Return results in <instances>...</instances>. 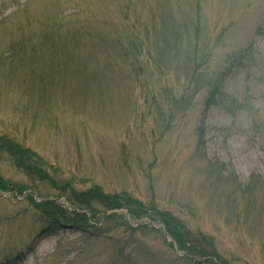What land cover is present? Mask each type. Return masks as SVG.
Here are the masks:
<instances>
[{
	"label": "rangeland",
	"instance_id": "obj_1",
	"mask_svg": "<svg viewBox=\"0 0 264 264\" xmlns=\"http://www.w3.org/2000/svg\"><path fill=\"white\" fill-rule=\"evenodd\" d=\"M0 136V264H264V0H0Z\"/></svg>",
	"mask_w": 264,
	"mask_h": 264
},
{
	"label": "trees",
	"instance_id": "obj_2",
	"mask_svg": "<svg viewBox=\"0 0 264 264\" xmlns=\"http://www.w3.org/2000/svg\"><path fill=\"white\" fill-rule=\"evenodd\" d=\"M212 96H214V93H212ZM200 131H203L202 128ZM0 150L6 151V154L10 155L11 157H16V156L19 158L21 157V151L20 148L17 146V144L7 139L4 136H0ZM0 188L3 190L7 189L6 186L4 185L1 176H0ZM92 194L95 195V193L93 192ZM27 198L37 209L40 210V212L45 218V221H47L48 224H56L59 228L77 227L82 229L83 231H88V232L91 231L89 228H91L92 225L85 212H80L74 209L73 210L64 209L61 206H59L55 201H51V200H42L37 202L33 197L28 196ZM95 212H96L95 210H92L93 214H95ZM168 218L170 219V217ZM163 220L164 222H166L164 218ZM166 225H167L166 229L168 230V234L174 239V241H176L180 249L191 250L193 252L197 251L198 253H200L199 248L193 243V241L187 239L186 238L187 236L182 237V234H180V232H176L175 228L172 227L173 223L169 222V224L166 223ZM45 231L46 230H44L42 234H44ZM187 244H189L190 246H188ZM14 263H17L16 258L7 261V264H14Z\"/></svg>",
	"mask_w": 264,
	"mask_h": 264
}]
</instances>
